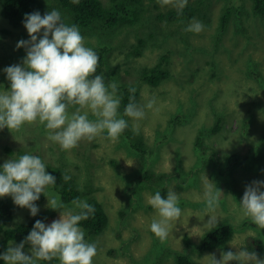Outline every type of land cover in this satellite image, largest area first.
Segmentation results:
<instances>
[{
    "label": "rangeland",
    "instance_id": "rangeland-1",
    "mask_svg": "<svg viewBox=\"0 0 264 264\" xmlns=\"http://www.w3.org/2000/svg\"><path fill=\"white\" fill-rule=\"evenodd\" d=\"M1 1L0 91H3L10 90L11 86L4 69L23 66L27 52L23 47L17 48V44L21 40H30V36L24 25L15 28L2 16ZM254 1L188 0L187 5L198 10L193 19L184 24L166 23L154 16L150 18L156 11V4H161L146 3L148 12L145 18L150 19L144 20L138 31L132 30L127 38L117 31L109 32L108 37L101 32L83 33L80 30L86 46L95 51L100 44H114L116 49L111 58L114 67L121 64L123 68H129L131 75L127 76L130 79H136L144 67L154 66L163 54L171 53V77L157 88L147 84L141 87L140 105L146 104L148 99H155L153 108H145V117L137 122V131L143 133L151 148L147 158H140L131 151L122 135L118 141H112L105 132L92 141L82 140L76 148L65 151L47 138L49 130L39 121L25 124L19 132L12 133L7 127L0 129V170L6 161L18 158L23 150V154L39 155L46 165L64 166L80 182L86 180L89 183V197H95L103 204L110 220L102 235L86 238L89 243L97 245L93 264H177L169 250L190 255L197 264H211V258L207 256L215 255L221 259V251L235 252L230 244L234 238L221 249L200 252L196 248L203 235L214 228L207 226L211 217L204 212L206 176L223 193L219 207L212 213L218 219L216 226L233 224L238 230L234 237L249 252H255L264 260V253L261 255L251 250L248 244L250 237L264 242V230L240 211L246 186L253 181H264V161L260 169L252 161L255 153L264 155V146L256 144L264 132V18L253 15ZM225 8H233L234 14L226 32L218 38ZM168 9L172 7L161 9V12ZM194 19L204 25L202 32L185 31ZM42 33L43 29L40 38ZM140 38L149 46L141 57L130 59L129 54ZM99 74L98 69L95 75ZM103 75L106 81L107 75ZM73 110L69 109L70 112ZM219 117L224 123L219 133L207 135L204 139L207 154L203 157L196 151L197 137L201 130L212 128ZM89 118L95 119L91 115ZM176 119L179 121L173 123ZM158 135L163 139L159 140ZM9 148L11 153H7ZM236 153L248 156L250 160L246 166L227 173L228 160ZM147 169L157 174H170L172 179L166 186L179 195L182 216L180 221L173 223L169 237L163 243L150 230L152 220L158 216L147 201L156 191L147 188L137 193L135 189L139 186L138 177ZM195 173L198 174L197 183L187 188L188 177ZM46 194L62 202L50 187ZM82 200L88 202L86 198ZM35 204L39 209L37 215L55 212V217L46 225L60 218L59 210L48 207V198ZM66 209L80 211L74 204ZM31 217L34 216L28 208L19 206L9 226L16 228ZM245 223L248 226H243ZM18 245L15 241L10 243L13 247ZM30 249L29 243L23 251L31 256ZM229 264L239 262L230 261Z\"/></svg>",
    "mask_w": 264,
    "mask_h": 264
},
{
    "label": "clouds",
    "instance_id": "clouds-1",
    "mask_svg": "<svg viewBox=\"0 0 264 264\" xmlns=\"http://www.w3.org/2000/svg\"><path fill=\"white\" fill-rule=\"evenodd\" d=\"M72 2L79 4L80 0ZM158 2L162 7L171 6L179 11L188 4V0ZM24 26L30 40H21L17 44V48L23 47L27 52L23 66L4 69L11 86L10 90L0 91V129L7 127L12 133L19 132L25 124L39 121L49 130L47 138L65 151L76 148L82 140L92 141L105 132L107 138L118 141L129 127L124 117L133 121L134 131L137 129V122L145 117V108L152 109L155 99L139 105L133 95L121 116L118 86L114 82L106 84L103 73L95 75L100 57L92 47L86 46L85 37L77 25L66 24L61 13L52 9L44 16L38 11L26 14ZM203 29L204 25L194 19L185 31L200 33ZM129 91L134 94L136 89ZM70 108L74 110L70 112ZM90 115L95 119H90ZM46 168L39 155L23 154L9 159L0 170V197L11 196L16 205L28 208L33 216L37 215L39 209L35 202L41 194L46 196L50 186L56 185V177L46 172ZM63 179L67 181L70 177L64 175ZM204 186V212L211 217L207 223L211 228L216 226L218 219L212 213L219 207L223 193L207 176ZM261 188H264V181H253L246 186L240 211L264 230V191ZM47 198L48 207L59 210L60 218L50 225L37 220L26 241L9 246L0 259L6 264H37L53 259H58L60 264H93L97 245L86 241L80 223L94 214V207L77 198L72 203L80 211L74 212L66 209L59 198ZM147 202L158 216L152 220L150 230L163 243L168 239L173 223L181 219L179 195L169 189L164 198L161 191H156ZM25 243L31 244V256L23 251ZM230 244L236 251H221V259L215 255L207 256L211 258V264H229L230 261L264 264V260L255 252H249L235 237Z\"/></svg>",
    "mask_w": 264,
    "mask_h": 264
},
{
    "label": "trees",
    "instance_id": "trees-1",
    "mask_svg": "<svg viewBox=\"0 0 264 264\" xmlns=\"http://www.w3.org/2000/svg\"><path fill=\"white\" fill-rule=\"evenodd\" d=\"M156 2L159 3L158 0H111L110 3L105 0H80L79 4H74L72 0H2L1 13L15 28H19L24 25L26 14L38 11L41 16H44L50 10L56 9L61 13L62 19L66 24L77 25L83 33L101 32L109 37V32L117 31L124 34L127 38L132 30L138 31L139 26L143 25L144 20L147 19V16L145 18V14L148 12L146 3L156 4ZM253 4V15L264 18V0H255ZM159 6L156 4V11L152 12L150 18L154 16L156 19L159 18L166 23L176 22L184 24L192 20L195 12L197 13L198 10L192 5H187L182 11L174 10L175 8L172 7V9H168L169 11L163 13L161 9H167L169 6H160V8ZM233 10V8L224 9L218 31V38L226 32L232 15L234 14ZM238 21H240L239 15ZM153 43L161 47L159 43ZM148 46L149 43L140 38L139 44L129 54L130 59L141 57ZM115 49L114 44L111 46H103L100 44L96 48V51L100 57L99 71L107 75L105 83L109 84L110 82H114L118 86L117 95L121 98L119 112L122 116L124 108L129 103L131 96L134 95L135 102L140 105L142 99L141 87L143 85L147 84L152 88H157L171 77L169 69L171 53L163 54L154 66L144 67L139 71L136 79H130L127 76L131 75L129 68H123L121 64H116L114 67L111 58L113 57L112 54ZM254 66L257 68L256 64ZM260 76L261 74L259 73L258 77ZM131 88L136 89L134 94L129 91ZM124 118L129 123V127L121 134L124 143L131 151L138 154L140 158H147L151 153V148L148 146L145 136L143 133L137 131V129L135 131L133 130L130 118ZM175 121H179V119L174 120L173 123ZM223 123L222 118L219 117L212 128L199 132L195 146L196 151L201 152L203 157L207 154L204 139L207 135L219 133ZM157 138L159 140L163 139L160 135ZM256 144L257 146H264V132ZM9 152H12L10 148L7 149V153ZM23 153L24 151L21 150L20 154L23 155ZM248 160H250L248 156L242 157L238 153L233 154L228 160L227 173L246 166ZM252 161L260 169V165L264 161V155L259 152L255 153ZM46 167V172L56 177V185L54 187L50 186V189L56 191L64 205L68 207L73 204L72 201L74 199L79 198L82 200L86 198L88 203L94 207V214H91L88 220L81 221L80 223V227L85 231V239L102 235L108 228L110 220L103 204L95 197H89V183L86 180L80 182L64 166L57 167L47 164ZM64 175L69 176L70 179L65 181L63 179ZM138 178L139 186L135 188L137 193H142L147 188H151L154 191H161L162 197L166 198L167 191L169 190L166 185L172 179L170 174H157L147 169ZM197 181V173L193 174L192 177H188L186 181L187 188L194 186ZM46 198L47 194L46 196L41 194L40 199L35 203L44 202ZM17 210H19V206L14 203L11 196L4 199L0 198V256L7 251L11 242L15 241L19 244L25 242L26 237L30 234L37 220L46 223L55 217V212H42L31 217L30 220L18 227L13 228L9 225L13 222ZM243 226H248V224L245 223ZM236 231H238L236 227L230 223L217 225L203 235L200 244H196V248L200 252L221 249L234 238ZM187 241L189 242L188 239ZM248 244L251 250H256L261 255L264 253V242L261 239L250 237ZM28 245L29 243H25V247ZM168 252L175 257L177 264H197L190 255L174 250H169ZM0 264H6V262L0 259ZM37 264H60V262L58 259H53L52 261H38Z\"/></svg>",
    "mask_w": 264,
    "mask_h": 264
},
{
    "label": "bare ground",
    "instance_id": "bare-ground-1",
    "mask_svg": "<svg viewBox=\"0 0 264 264\" xmlns=\"http://www.w3.org/2000/svg\"><path fill=\"white\" fill-rule=\"evenodd\" d=\"M214 135H216V134H214Z\"/></svg>",
    "mask_w": 264,
    "mask_h": 264
}]
</instances>
